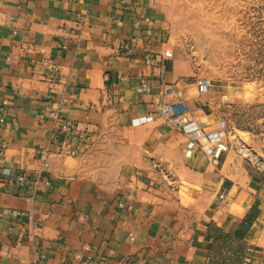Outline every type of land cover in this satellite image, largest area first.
Instances as JSON below:
<instances>
[{"label": "crops", "instance_id": "obj_1", "mask_svg": "<svg viewBox=\"0 0 264 264\" xmlns=\"http://www.w3.org/2000/svg\"><path fill=\"white\" fill-rule=\"evenodd\" d=\"M163 16L159 0H0V264H264V179L239 144L187 156L159 115L133 123L178 85L201 126L219 124L163 56Z\"/></svg>", "mask_w": 264, "mask_h": 264}, {"label": "rangeland", "instance_id": "obj_2", "mask_svg": "<svg viewBox=\"0 0 264 264\" xmlns=\"http://www.w3.org/2000/svg\"><path fill=\"white\" fill-rule=\"evenodd\" d=\"M159 3L181 83L211 119L227 121L229 139L264 179V0ZM201 79L210 80L207 92H199Z\"/></svg>", "mask_w": 264, "mask_h": 264}, {"label": "built area", "instance_id": "obj_3", "mask_svg": "<svg viewBox=\"0 0 264 264\" xmlns=\"http://www.w3.org/2000/svg\"><path fill=\"white\" fill-rule=\"evenodd\" d=\"M136 26H140L141 22L136 21ZM127 49L126 45H120L118 50ZM130 50V48H129ZM165 58H172L173 51L166 50L163 54ZM145 62L150 65H155V58L151 54H146ZM58 66L54 65L52 67V72H57ZM210 84V80L201 79L198 81L199 89L206 90ZM139 93H150L152 91V86L143 80L137 87ZM174 96L177 98L176 101H171L169 98ZM155 111L146 115H141L133 119V123L137 125L145 124L150 121L155 120L156 116H160L166 126L171 129L180 131L187 139V150L186 155H192L195 149L208 155L213 161H217L222 152L228 150V143L225 141L229 136L227 121L221 119L219 125L214 129H205L200 123L194 119L184 97L182 96V89L178 85H169L161 90V93L156 97L155 100ZM52 116L57 118L56 113ZM4 108L0 107V127L5 124ZM58 123L61 131L64 133H72L77 125L72 119H64ZM18 126L14 127L16 130ZM8 147V141L6 139H1L0 141V163L5 159L6 149ZM70 154H74L73 151H69ZM49 153L45 148L40 149L39 159L42 161L44 166L48 165ZM14 182L25 187L30 183V178L26 173H18L14 177ZM223 197V195H221ZM16 215L18 217L22 216V213L17 211ZM91 260H87L86 264H91Z\"/></svg>", "mask_w": 264, "mask_h": 264}]
</instances>
